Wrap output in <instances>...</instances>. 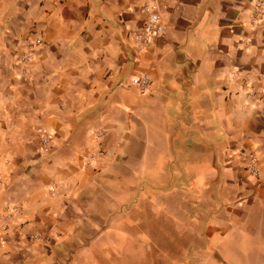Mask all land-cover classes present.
Masks as SVG:
<instances>
[{
  "label": "crops",
  "instance_id": "0c3cea01",
  "mask_svg": "<svg viewBox=\"0 0 264 264\" xmlns=\"http://www.w3.org/2000/svg\"><path fill=\"white\" fill-rule=\"evenodd\" d=\"M152 1L0 0V264H111L93 253L109 254L105 237L119 247L127 197L145 187L198 191L197 257L235 226L264 236V96L243 95L264 85V11L252 25L257 0H155L167 31L137 50Z\"/></svg>",
  "mask_w": 264,
  "mask_h": 264
},
{
  "label": "rangeland",
  "instance_id": "374dc122",
  "mask_svg": "<svg viewBox=\"0 0 264 264\" xmlns=\"http://www.w3.org/2000/svg\"><path fill=\"white\" fill-rule=\"evenodd\" d=\"M159 176L164 177V175ZM108 193L112 197L116 194L114 188H109ZM168 194L167 191L145 187L130 197L124 195V200H127L126 197L131 199L123 208L125 218L122 222V231L124 230L125 237L119 239L118 248L113 245L112 238L105 237L102 242L105 243L104 250H108L109 254L101 257L99 252H94L93 249L95 260L119 264L122 257L120 252L123 250L122 258L127 264H179L185 261L190 263L213 261L212 264H264V236L260 224L255 227L254 233L245 232L243 228L235 226L225 233L226 237L217 247L199 249V257H197L195 249L189 248L193 242L187 238L190 233L187 231V224L191 225L186 223V214L190 215L199 210V202L195 200L199 196L198 191H188L187 197ZM167 202L172 203V208ZM180 202L185 203L183 206L187 212L179 208ZM105 225L111 230L115 228L114 222H105ZM121 240H123V248ZM197 243L199 244V239ZM116 249L119 253H115ZM203 250L205 253L209 251L211 253L201 254Z\"/></svg>",
  "mask_w": 264,
  "mask_h": 264
},
{
  "label": "built area",
  "instance_id": "2783aa9c",
  "mask_svg": "<svg viewBox=\"0 0 264 264\" xmlns=\"http://www.w3.org/2000/svg\"><path fill=\"white\" fill-rule=\"evenodd\" d=\"M167 5L163 2L159 1H152L149 3H142L141 10L145 14V20L142 25L140 32H135L132 34V40L135 44L137 50H142L146 48L153 39L161 37L167 31V26L163 21V14L167 11ZM264 11V0H257L253 6L251 12V23L255 25L258 23ZM40 40H28L25 42V46L27 49V53L23 54L17 61V64L22 66L23 73H27V64L32 61L31 53L33 52L34 48L40 45ZM132 85H134L140 92H145L148 90L150 86V81L147 77H136L133 78L131 81ZM244 97L247 100L258 99L261 96H264V85L260 90L259 94H256L253 90H247L244 92ZM102 131L97 133V137H102ZM43 143H47L50 134L45 132L42 134ZM101 148H97L96 152L99 154L101 153ZM236 159L240 162L245 171L252 177V178H259V168L257 162V156L254 152L246 151V150H239L236 153ZM37 238V236H34Z\"/></svg>",
  "mask_w": 264,
  "mask_h": 264
}]
</instances>
